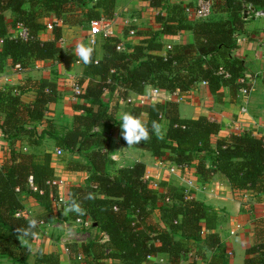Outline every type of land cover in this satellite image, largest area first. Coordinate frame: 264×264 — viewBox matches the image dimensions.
<instances>
[{"label": "trees", "instance_id": "16d2710c", "mask_svg": "<svg viewBox=\"0 0 264 264\" xmlns=\"http://www.w3.org/2000/svg\"><path fill=\"white\" fill-rule=\"evenodd\" d=\"M161 1L149 3L159 5ZM88 4H114V0H0V72L7 65L27 70L35 62L60 60L61 24L100 19L98 11ZM248 5L255 11L261 10L264 0H221L213 4V12L206 18H189L185 8L192 5L175 3L166 16H156L161 31L167 34L190 31L193 41L171 45L165 54L157 52L162 43L152 33L147 43L136 44L129 52L118 50L117 40L107 37L100 59L95 52L90 65L79 59L83 77L77 81L82 88L77 97L81 102L72 104L74 112L67 120L56 123L46 115L49 105L60 98L53 77L27 78L17 85L0 88V130L7 144L0 164V260H9L11 264L60 262L54 252L43 249L32 252L17 232L27 225V218L34 217L38 221L35 231L39 233L43 227L39 221L55 216L51 198L58 189L48 183L55 174L50 153L27 152L17 146L23 139L37 145L49 137L59 148L86 161L67 162L68 171L87 173L84 184L71 185L67 192V200L82 201L86 214L67 216L72 220H90L100 232L70 246L72 264H143L147 256L158 254L166 256L169 264H180L191 248H195L204 264H226L224 252H215L220 237L215 230L218 216L211 206L189 197L180 186H168L165 192H159L145 179L146 166L142 162L113 166L107 154L108 131L115 125L120 127L121 120L116 118L117 103L103 102L102 94L111 87L125 98L128 91L143 93L147 85L170 92L187 91L198 81H205L211 93L227 87L231 99H236L238 89L248 87L239 81L245 69L243 61L233 54L238 47L237 36L244 31L243 15ZM50 14L55 22L50 36L43 39L40 37L46 29L43 19ZM18 23L29 30V38L11 35ZM109 78L113 80L111 86ZM27 90L35 92L28 103L22 99ZM152 104L149 103L145 114L143 107L136 104L127 105L124 112H131L149 124L153 120L160 122L164 136L158 139L153 135L151 140L133 146L182 165L180 170L184 172L193 164L203 182L218 173L233 191L246 192L253 202H264L261 137L247 130L220 136V124L216 121L205 116L181 118L177 104L172 101L156 102L155 108ZM43 118L46 126L38 131L36 126ZM213 135H218L214 146ZM120 137L126 144L121 128ZM30 181L39 190H33ZM89 193L95 199H84ZM23 197H31L43 212L17 215L25 209ZM255 223V240L245 249L243 264H264V219ZM101 233L106 235L105 241Z\"/></svg>", "mask_w": 264, "mask_h": 264}, {"label": "crops", "instance_id": "0c3cea01", "mask_svg": "<svg viewBox=\"0 0 264 264\" xmlns=\"http://www.w3.org/2000/svg\"><path fill=\"white\" fill-rule=\"evenodd\" d=\"M149 1L114 0V4H88L98 11L100 19H102L101 27L109 29L107 32L99 31L95 35L93 47L97 59H100L105 53L107 37L115 38L117 43L123 45L121 51L129 52L134 45L147 43L151 37L150 33H152L162 43L161 49L157 51L161 54L168 44L173 46L174 44H187L193 41L190 31H178L174 34L163 33L156 16H166L170 6L175 3L182 6H193L195 0H162V4L159 5L150 4ZM211 1L213 4H217L221 0ZM188 17L194 18L193 16ZM243 17L246 19L244 31L237 36L238 47L233 54L243 61L244 75H248L250 78L247 87L250 90L247 95L243 96L239 88L237 98L233 100L227 87H222L217 92L211 93L205 81H198L191 89L179 91L178 95L173 94L174 91L170 92L160 88L154 91L157 87L151 85H147L141 94L128 91L125 97L133 99L130 104L142 106L145 114L146 108L151 102L172 101L177 104L178 115L181 118L205 116L218 122L220 124V136L247 130L255 136L261 137L264 141V15L248 12ZM54 19V15L50 14L43 19V22L46 26L47 22L54 21ZM89 28L90 23L88 22L61 24L60 60L44 61L39 69L31 68L24 71L15 70L11 65H7L0 72V88L6 85H17L27 78L53 77L57 82L60 98L49 105L46 115L56 123V119L59 117L61 121L62 119L67 120L74 112L72 104L81 102L77 96H74L72 88L79 78L83 77V66L74 51L80 42L89 44L87 40ZM130 29H133L134 33H130ZM49 36L50 29H45L40 33V37L43 39ZM146 88L151 89V96L145 94ZM34 95L33 90H27L22 94V99L28 103L33 100ZM121 97L118 91L112 90L111 87H107L102 94L103 102L117 103V119H120L125 107L129 105H124L120 100ZM140 100H144V102L141 103ZM44 120L45 118L37 124L38 131L46 126ZM217 137L218 135L211 136L213 146ZM17 146H21L27 152L50 153L51 165L55 170L52 179L57 183L56 186L60 193L67 183L70 185L84 184L87 173L83 171L75 174L68 171L66 165L71 159L86 162L85 159L76 153L63 149L58 154L57 149L59 147L51 138L46 137L41 141V144L37 145L23 139L17 142ZM6 149V140L0 130V164ZM107 154L116 168L130 166L135 162L144 163L146 166L145 179L149 182H157L159 192H165L168 186H180L186 190L189 197L201 200L211 206L218 216L215 230L220 237L215 252H224L223 260L226 264H243L245 249L255 240V221L264 219L263 203L253 202L246 192L233 191L224 176L218 173L214 174L209 181H201L196 175L193 164L189 165V170L186 172L181 170L169 172L166 167L174 165L173 161L166 157H155L147 149L127 146L121 141L119 125H115L108 131ZM160 159L163 161L161 165H159ZM23 203L25 206L23 212L26 215L31 216L43 212V208L31 197H24ZM230 230L237 232L231 234ZM80 231L87 240L96 233L100 234L92 226L90 220H83L78 223L65 215L62 209L58 216L55 214V216L45 219V223L36 238L25 239L24 243L30 246L32 252L43 249L58 254L60 257L59 264H72L66 248H70L74 242H82L78 239ZM190 262L204 264L202 257L196 254L195 248H191L183 255L180 264H189ZM143 264L169 263L166 256L158 254L151 258H145Z\"/></svg>", "mask_w": 264, "mask_h": 264}, {"label": "built area", "instance_id": "2783aa9c", "mask_svg": "<svg viewBox=\"0 0 264 264\" xmlns=\"http://www.w3.org/2000/svg\"><path fill=\"white\" fill-rule=\"evenodd\" d=\"M261 10L255 11L253 7L248 5V7L246 9V13H248L249 11H252L254 13L256 12L257 14L264 15L261 13ZM185 12L188 16H193L194 18H206L213 12V3L211 0H195V4L193 6H186ZM53 22H55V20L47 22L46 23V29H51L53 26ZM101 22H102V19H95V20H92L90 22V28H89V32H88V36H87L88 43H91L92 45L95 43V35L99 31L104 30L105 32H107L109 30L107 27H101ZM129 32L134 33V30L130 29ZM11 35L13 37H20L23 39H27V38H29V30L25 26H23L21 23H18L14 28H12ZM61 42L62 41L60 38L59 39L60 45H61ZM116 48L118 50H123L122 43H117ZM170 49H171V45L170 44L166 45L164 54L166 51H168ZM13 67L15 70H18V71H24L25 70L24 68L21 69L18 65L13 66ZM41 67H42V63L35 62L32 68L39 69ZM27 70H29V69H27ZM111 72L114 73L115 70L112 69ZM239 81L248 84V83H250L249 82L250 78L248 77V75L246 76L243 73V75L239 78ZM107 82L109 83V85L113 84V80L110 78L107 80ZM72 88H73V92H74L75 97L78 96L79 94H81L82 88H81V86L78 85V83H75ZM157 90H158V88L154 89V91H157ZM249 90H250V88H247L244 86L240 88V92L243 96L247 95ZM178 92H179L178 90L174 91L173 94L178 95ZM120 100L124 103V105L130 104L133 101V99L131 97H125V98L121 97ZM140 102L143 103L144 100H140ZM61 152H62V149L58 148L57 153L60 154ZM159 161H160L159 165H161L163 163V161L161 159ZM182 167H183L182 165H171V166H167L166 168L168 169L169 172H176L178 170L180 171V169H182ZM29 180H30V178H29ZM48 183L50 185H55V186L57 185V183L55 181H53V179L51 181H48ZM150 184L154 187H157V185H158L157 182H150ZM30 187L33 190H39L38 187L35 186L34 184H32L31 181H30ZM51 201H52V209H53L54 213L56 214V216H58L60 214V212L62 211V209L65 207V204H64L65 197L59 191H57V195L56 196L53 195L51 198ZM262 211H263V215H264V202H263V210ZM20 213L26 215L22 211L17 212L16 214L19 215ZM73 220H75L78 223H81V221H83V219H81V218H77V219H73ZM39 223L41 225H43L45 223V220H40ZM236 232L237 231H235V230H230L231 234H234ZM101 234H102V241H105L107 239L106 235L104 233H101ZM66 251L69 252L68 247L66 248ZM228 253L231 254V252H228ZM151 257L152 256L149 255L146 258H151ZM78 258L81 259L82 256L79 254Z\"/></svg>", "mask_w": 264, "mask_h": 264}, {"label": "clouds", "instance_id": "9594fccd", "mask_svg": "<svg viewBox=\"0 0 264 264\" xmlns=\"http://www.w3.org/2000/svg\"><path fill=\"white\" fill-rule=\"evenodd\" d=\"M94 50L95 49L91 43L85 44L80 42L76 45L74 53L85 65H90L94 62ZM145 94L151 96V89L146 88ZM151 106L155 108L156 102L154 101ZM120 120L121 123L119 124L121 128V136L129 147L147 142L151 140L153 135H155L158 139H162L164 136V128L158 121L153 120L149 124L147 120H144L131 112H123L120 115ZM84 199H95V196L89 193L84 197ZM64 204L65 207L63 208V212L65 215L74 213L77 216H84L86 214V209L82 206V201L80 200L70 199L64 201ZM37 227V219L34 217L27 218V225L21 226L17 229L21 241L25 242V238L27 237L36 238L38 233L35 229Z\"/></svg>", "mask_w": 264, "mask_h": 264}, {"label": "rangeland", "instance_id": "374dc122", "mask_svg": "<svg viewBox=\"0 0 264 264\" xmlns=\"http://www.w3.org/2000/svg\"><path fill=\"white\" fill-rule=\"evenodd\" d=\"M7 86V85H6ZM57 120V122H60L61 121V119H60V117L58 118V119H56ZM62 170H63V167H62ZM75 174H79V173H75ZM71 185H70V183H67V184H65L64 185V189L61 191V193H62V195L66 198L65 199V201L67 200V197H68V188L70 187ZM67 193V194H66ZM22 200H24V197H23V199ZM76 230H78L77 228H76ZM79 230H81V229H79ZM86 236L85 235H83V234H81V231H80V236H78V239L80 240V241H86L87 239L85 238ZM9 261V260H8ZM8 261H6V260H4V259H1L0 260V264H9L8 263Z\"/></svg>", "mask_w": 264, "mask_h": 264}, {"label": "water", "instance_id": "95a60500", "mask_svg": "<svg viewBox=\"0 0 264 264\" xmlns=\"http://www.w3.org/2000/svg\"><path fill=\"white\" fill-rule=\"evenodd\" d=\"M261 13L264 14V9L261 10ZM244 15H246V11H244Z\"/></svg>", "mask_w": 264, "mask_h": 264}]
</instances>
